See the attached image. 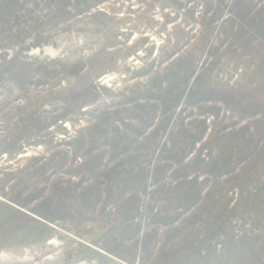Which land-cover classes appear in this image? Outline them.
I'll return each instance as SVG.
<instances>
[{
  "label": "rangeland",
  "instance_id": "1",
  "mask_svg": "<svg viewBox=\"0 0 264 264\" xmlns=\"http://www.w3.org/2000/svg\"><path fill=\"white\" fill-rule=\"evenodd\" d=\"M0 264H264V0H0Z\"/></svg>",
  "mask_w": 264,
  "mask_h": 264
}]
</instances>
